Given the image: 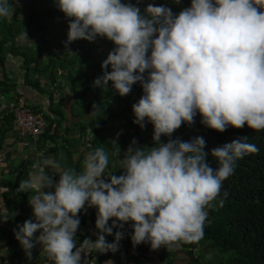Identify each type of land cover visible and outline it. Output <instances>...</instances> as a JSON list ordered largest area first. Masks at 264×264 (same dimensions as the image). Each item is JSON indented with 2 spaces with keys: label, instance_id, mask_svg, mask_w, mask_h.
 <instances>
[{
  "label": "clouds",
  "instance_id": "9594fccd",
  "mask_svg": "<svg viewBox=\"0 0 264 264\" xmlns=\"http://www.w3.org/2000/svg\"><path fill=\"white\" fill-rule=\"evenodd\" d=\"M53 4L67 22L66 51L78 39L112 43L92 85L105 89L111 82L112 91L125 96L139 84L133 123L142 129L151 124L153 143L140 146L133 137L119 174L106 171L110 156L103 146L84 154L80 170L38 153L16 189L30 193L32 215L16 225L14 238L29 261L39 245L49 264H84L88 253H116L126 224L134 245L157 249L198 242L213 201L223 203V182L236 162L259 149L245 135L206 152L203 136L185 141L172 134L182 124L191 127L197 115L203 126L219 132L245 125L264 130V0H189L179 11L154 0ZM14 5L19 0H0V19L10 18ZM88 207L96 209L95 228L90 227L95 239L78 243L79 213ZM9 218L0 215V222ZM89 220L92 225L91 213Z\"/></svg>",
  "mask_w": 264,
  "mask_h": 264
},
{
  "label": "trees",
  "instance_id": "16d2710c",
  "mask_svg": "<svg viewBox=\"0 0 264 264\" xmlns=\"http://www.w3.org/2000/svg\"><path fill=\"white\" fill-rule=\"evenodd\" d=\"M141 2L147 4L152 0H141ZM154 2L166 3L172 6L174 11H179L181 7L187 6L189 0H180L179 4H176V0H154ZM19 5V7L14 5L15 9L10 18L0 19V92L9 94L10 91H17V83L8 76L6 61L9 54L23 57L26 84L33 86L49 99V107L46 110L39 105L25 104L30 106L34 113L41 115L47 123L41 135L42 139L40 138V143L51 142L48 149L44 150L45 156L52 155L61 161L62 166L80 170V159L74 160V154L82 149L88 152L98 146L106 149V144L109 142V137L105 133L107 124L115 118H121L130 128L126 129L125 138L121 142H109L112 147L113 144L115 145L114 153L118 152L120 145H124L126 150L133 137L140 146H151L152 125L147 124L142 129L138 124L133 123L131 105L142 94L139 84L133 85L132 91L125 96L114 93L111 82L105 89L92 85L94 78L102 73L101 62L112 48V43L101 41L100 38L93 42L78 39L67 45L68 51H66L64 41L67 39V22L63 18V13L54 7L53 0H19ZM24 31L29 32L32 45L19 42ZM65 53L69 57L65 56ZM37 73L39 79L34 77ZM43 77L46 78V83L42 82ZM66 85L74 96V106L81 105L82 115L93 109L94 103L97 104L96 110L89 114L84 122L79 119L74 125L65 124L69 120L65 106L68 99ZM14 97L15 106L20 99L15 92ZM72 114L74 116L77 114L73 108ZM195 120L191 127L182 124L172 134L173 137L179 136L186 141L198 135L203 136L206 140L205 151L208 152L217 145L247 135L249 142L254 143L259 149L258 152L239 159L234 173L223 182L221 189L223 203L216 204L213 201L216 206L208 209L204 236L201 239L202 245L215 252L211 254L214 255L213 258L217 255L215 249L222 253L229 252L227 264H264V130L257 132L245 125L242 128L229 127L219 132L203 126L199 122V115ZM4 123H6L5 128L0 131V150L4 149L7 130L13 129L15 125L13 109L4 113ZM87 128H91L93 133L90 147H87L84 140ZM161 139L166 138L162 136ZM116 157L118 158V155H115ZM81 159H84V155H81ZM208 159L213 167L218 166L215 158L209 156ZM29 168L30 163L23 162L19 166V174L11 181L8 190L4 193V201L13 224L3 237L7 257V259L3 257L6 259L4 264H23L19 261L24 259L25 253L14 238L13 229L18 223L28 219L26 208L28 193L18 192L16 189L19 181L27 177ZM109 168L110 172L116 171V174L121 171L117 166L110 165ZM225 190L227 195L223 194ZM89 211L92 225L88 223L87 208L79 213L81 223L76 233L78 243L85 237L95 239V235H91L90 227L95 228L96 210L91 207ZM125 232L126 235L120 241L121 246L116 253H88L84 264H106L108 260L113 261L114 264H149L152 260L149 255L153 250L158 251L162 248L151 251L149 246L147 254L136 259L140 244L132 243L131 228L128 224L125 225ZM113 238L111 235L106 237L108 241H112ZM200 241L199 243L181 242L178 244L179 251L187 252L190 262L197 261L199 258H194L198 244L201 247ZM32 253L46 257L42 254L39 245L32 250ZM169 253L170 258L175 256L172 255L173 252L169 251ZM169 253L166 251L165 255L168 256ZM168 264L172 263L168 262ZM221 264L224 262L222 261Z\"/></svg>",
  "mask_w": 264,
  "mask_h": 264
},
{
  "label": "crops",
  "instance_id": "0c3cea01",
  "mask_svg": "<svg viewBox=\"0 0 264 264\" xmlns=\"http://www.w3.org/2000/svg\"><path fill=\"white\" fill-rule=\"evenodd\" d=\"M26 36L28 40H25L23 35L19 38L20 43H32V40L30 39L29 32H26ZM45 59V58H44ZM23 57L16 56L9 54L7 61H6V69L8 72V76L13 79L17 83V91H10L8 93H1L0 92V131H2L5 128L6 123H4V113L9 110L13 106L14 100V92L15 95H19L20 101H24L25 103H28V100L35 103L34 105H39L43 109H47L49 106V99L46 95L40 93L38 90L34 89L33 86L26 84V70L23 68ZM36 79H39V74L34 75ZM46 78H42V82L46 83ZM66 91H70V88ZM72 96H68V99L66 100L65 106L67 108V101ZM72 105H69L70 109L68 110L69 120L65 122V124H72L74 125L76 122L79 121L78 116H74L72 114V108L79 112L81 110V105L74 106V99H72ZM19 101V102H20ZM72 117L74 120H72ZM77 132V130H76ZM18 132L13 128L7 130L6 137L4 139V153H5V160L0 163V215H10L8 214L7 205L4 201V193L8 190L9 184L11 181L16 177V175L19 174L18 169L19 166L27 161V164L30 163V168L28 170V173L32 171V164L39 159L40 157L37 155L38 153L46 154L44 150L48 149L49 145H51V142H41L40 138L38 137H21L17 134ZM42 139V138H41ZM124 147V145H123ZM45 148V149H44ZM30 193H28L29 198ZM28 198H27V204H28ZM27 208V215L28 218L32 215V209L31 206L28 204L26 206ZM87 217H88V223L90 224L89 220V207ZM11 218H9L6 222H0V264H4L6 262V255L5 250L6 246L4 243V235L5 232L11 229L12 227ZM93 235V232H92ZM34 253V252H33ZM46 257V253L43 252ZM5 257L6 259H4ZM39 256L38 254H32V259L29 261L26 256H24V259L19 261V263L23 264H49L48 258ZM84 263H86V259L84 260Z\"/></svg>",
  "mask_w": 264,
  "mask_h": 264
},
{
  "label": "rangeland",
  "instance_id": "374dc122",
  "mask_svg": "<svg viewBox=\"0 0 264 264\" xmlns=\"http://www.w3.org/2000/svg\"><path fill=\"white\" fill-rule=\"evenodd\" d=\"M99 39V38H98ZM101 41H108L106 39H99ZM29 45H32L31 43H28ZM65 56L69 57V55L67 53H65ZM47 62V61H46ZM68 86H65V89L68 90ZM58 96V95H57ZM68 96H72L68 101H67V108L70 109L69 105H72V99L74 98L73 94L68 91ZM28 104L30 106H33L35 103H33L32 101L28 100ZM49 107V106H48ZM76 107V106H75ZM94 112L93 109H91L90 111L86 112L84 115H82V112H77V116L78 119H80L82 122H84L85 118L88 117L89 114H92ZM72 120H74V118L72 117ZM72 125V124H71ZM130 127L127 126L126 122L124 120H122L121 118H115L113 119L109 124H107V128H106V135L109 137L108 140L109 142H121L123 138H125V133H126V129H128ZM117 133H119V135H117ZM92 137H93V133H92V129L91 128H87L86 129V134H85V142L87 147H90L91 145V141H92ZM108 142V144H106V151L109 152V156H110V164L111 167H115L117 166V168L119 169L120 167V160L124 155V147L123 145H120V149H118L117 153H114L113 151V147H115V145L113 144V147L111 146V144ZM87 151H85V149H82L81 151H78L77 153H75L74 155V160L78 161L79 159V163H81V168H82V161L83 159H81V155H84ZM115 155H118V158H115ZM114 156V157H113ZM120 170V169H119ZM106 171L110 172V168L108 167V169H106ZM96 210V209H95ZM200 241V240H199ZM199 243V242H198ZM203 241H200V245L198 244V247L196 248L197 253H196V258L194 259H198L197 261H191L190 262V257L188 255L187 252H181L179 251L180 248L177 246L175 247H162L160 250H153V248H151L150 250L152 252L151 255H149L152 260L150 261L149 264H168V262H171L172 264H221V262L223 261L224 264H227V257L229 256V252L226 253H222L219 252L218 249H215L217 251V255L213 258L214 255L211 256L212 252L211 250H208L205 245L203 244ZM150 245L147 243H140V247L138 250V255L136 257V259L138 257L141 258L144 257V254H147V252L149 251V247ZM184 247V246H183ZM181 247V248H183ZM194 247V246H193ZM166 251L173 252V254H175V256H171L172 258L169 257L170 253L168 254V256H166ZM186 251V250H184ZM213 254H215V252H213ZM133 256H131L132 258ZM162 257V259H161ZM198 257V258H197ZM173 260V262H172ZM177 260V261H176Z\"/></svg>",
  "mask_w": 264,
  "mask_h": 264
},
{
  "label": "built area",
  "instance_id": "2783aa9c",
  "mask_svg": "<svg viewBox=\"0 0 264 264\" xmlns=\"http://www.w3.org/2000/svg\"><path fill=\"white\" fill-rule=\"evenodd\" d=\"M15 113V129L21 137H38L43 131L46 122L35 114L25 103L13 107ZM5 160L4 151L0 150V163Z\"/></svg>",
  "mask_w": 264,
  "mask_h": 264
}]
</instances>
